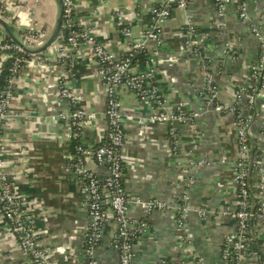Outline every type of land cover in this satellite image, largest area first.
I'll return each mask as SVG.
<instances>
[{
	"label": "crops",
	"instance_id": "0c3cea01",
	"mask_svg": "<svg viewBox=\"0 0 264 264\" xmlns=\"http://www.w3.org/2000/svg\"><path fill=\"white\" fill-rule=\"evenodd\" d=\"M161 2L77 0L76 22L121 58L130 41L122 33L117 14L132 30L130 40L139 41L152 21V9ZM188 11L217 86L214 104L209 103L204 92L206 80L201 63L184 51L185 12L174 8L164 29L165 45L158 52L153 80L170 110L184 102L188 112L197 118L192 127L148 122L153 111L142 107L132 92L123 89L120 99L126 116L127 144L121 153L128 195L175 203L187 194L191 207L206 215H189L190 238L184 241L174 212L160 211L144 217L142 210L132 207L131 217L144 219L149 226L134 244V264H227L222 259L221 245L236 226L232 217L236 209L233 174L238 158L235 116L217 113L214 108L215 104H235L237 88L247 81L250 67L258 58L259 44L235 7L225 13L222 24L211 1L194 0ZM17 12L20 32L38 33L47 39L54 31L59 5L57 0H27ZM249 15L255 25L264 28V0H249ZM145 60L135 64L133 72L147 70ZM76 61L71 72L57 64L54 68L44 67L37 57L30 58L13 86L12 118L4 134L6 171L15 183L22 211L31 217L38 245L56 264L85 263V238L90 224L87 196L68 167L71 129L57 119L68 107L59 99L58 78L71 77L81 106L96 114L82 135L85 146L96 148L102 144L108 127L105 89L90 49L83 47ZM5 68V61L0 59V75ZM243 115L252 116L253 133L261 140L259 148L264 153V98ZM90 169L106 174L98 165L91 164ZM116 231L111 223L97 251L99 264H119ZM0 264H33L18 247L1 214Z\"/></svg>",
	"mask_w": 264,
	"mask_h": 264
},
{
	"label": "built area",
	"instance_id": "2783aa9c",
	"mask_svg": "<svg viewBox=\"0 0 264 264\" xmlns=\"http://www.w3.org/2000/svg\"><path fill=\"white\" fill-rule=\"evenodd\" d=\"M63 1V25L59 41L46 52L35 55L44 67H59L70 70L76 68L77 56L83 47H88L94 56L97 73L104 86L106 100L107 134L103 143L96 148L81 142L85 130L96 119V114L83 108L74 90L71 77L58 78L59 99L67 103V109L57 115V119L71 129L70 140L75 143V154L70 156L68 167L82 184L87 196L86 209L90 224L85 238V263L99 264L97 251L104 240L108 226H116L115 248L119 253V264H134V244L147 230L144 219L130 215L132 207L142 210L144 217L160 211L175 213L176 227L183 240L190 238L188 217L191 213L204 217L206 212L194 209L189 204L187 194L179 202L171 203L157 198L143 199L128 195L124 184V163L122 150L127 144L124 126L125 114L120 99L121 90L132 92L142 107L153 113L146 121L171 126L174 122L192 127L197 115L188 112L184 102H179L175 110L167 107V99L161 88L154 82L158 52L164 47V29L171 19L174 8L185 12L187 30L183 35L184 51L196 58L203 67L206 80L205 94L209 103L214 104L217 86L209 71V64L196 39V27L188 8L194 0H162L152 9V21L146 25L143 38L131 41L132 30L125 26L123 17L117 14L122 33L129 42L125 56L118 58L104 46L93 33L81 30L76 22L77 0ZM213 2L221 17L231 7L237 9L240 19L247 24V30L259 44V55L251 65L249 78L235 94V104L227 107L215 104V112L231 113L235 116L238 158L234 165L233 183L236 186V209L232 217L236 220L234 230L222 242L221 255L227 264H264V153L254 159L251 143L254 141L253 118L244 116L242 104L253 110L256 103L264 98V28L255 25L249 15V0H208ZM27 0H0V18L12 25L19 40L30 49L42 47L46 38L34 32L23 34L19 31L17 8ZM63 31L66 34H63ZM231 49V46L229 47ZM26 52L13 42L0 37V59L11 61L10 78L7 86L0 90V214L7 228L15 236L18 247L30 257L33 264H56L51 256L41 248L36 240L31 217L22 211V205L15 192V183L6 171L4 134L11 115L13 86L18 82L30 58ZM140 55L147 56L148 69L133 72L135 64L140 63ZM33 56V55H32ZM40 56V57H39ZM246 110L247 112H249ZM140 122L145 120L140 119ZM260 140V139H258ZM261 142V140H260ZM91 164L105 169L100 175L90 169ZM193 167H196L192 163ZM254 166V171L252 167ZM226 215V214H224ZM256 244L259 246L257 247ZM170 264V263H163Z\"/></svg>",
	"mask_w": 264,
	"mask_h": 264
},
{
	"label": "water",
	"instance_id": "95a60500",
	"mask_svg": "<svg viewBox=\"0 0 264 264\" xmlns=\"http://www.w3.org/2000/svg\"><path fill=\"white\" fill-rule=\"evenodd\" d=\"M58 5H59V15L58 19L54 28L53 33L50 35L49 38H47L45 44L40 47L39 49H30L26 47L25 45L22 44V42L19 40L17 36V32L15 28L4 21L3 19L0 18V30H1V35L0 37H3L5 40H11L13 43H15L17 46L22 48L23 51H25L29 55H40L44 52H46L48 49L53 47L58 41L62 33V25H63V1L62 0H57ZM174 127H178L179 123L174 122L173 123Z\"/></svg>",
	"mask_w": 264,
	"mask_h": 264
},
{
	"label": "trees",
	"instance_id": "16d2710c",
	"mask_svg": "<svg viewBox=\"0 0 264 264\" xmlns=\"http://www.w3.org/2000/svg\"><path fill=\"white\" fill-rule=\"evenodd\" d=\"M150 23H151V21H150ZM148 24H149V23H148ZM22 33H23V34H26V35L31 34V33H29L28 31H23ZM63 34L65 35L66 32L63 31ZM66 35H67V34H66ZM34 36H38V35H36V33H34ZM5 41L8 42V43L12 42L11 40H5ZM26 56H27L28 58H32V55L26 54ZM138 58H140V59H146L147 56L140 55ZM10 65H11V61L7 62V65H6L5 70H4V71L1 73V75H0V90H3V89L7 86V84H8V80H9V78H10V72H9V67H10ZM242 108L244 109V111L248 110V109H247V102H246V100H245V102L242 104ZM248 111H249V110H248ZM246 112H247V111H246ZM100 145H101V144H100ZM100 145H99V146H100ZM75 146H76L75 143H71V146H70V147H71V149H72V155L75 154V151H74ZM99 146H97V147H99ZM259 147H260V146H259V140L256 138V139H255L254 141H252V143H251L252 155H253L254 159H256L258 156L262 155V151L260 150ZM252 169H253V171H254V166L252 167ZM255 245H256L257 247L259 246V245L256 244V243H255Z\"/></svg>",
	"mask_w": 264,
	"mask_h": 264
}]
</instances>
